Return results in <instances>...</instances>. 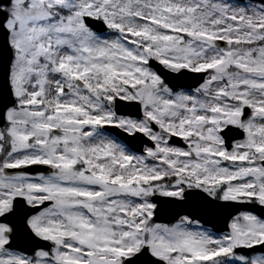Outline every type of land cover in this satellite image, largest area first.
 I'll list each match as a JSON object with an SVG mask.
<instances>
[{
	"label": "snow or ice",
	"instance_id": "snow-or-ice-1",
	"mask_svg": "<svg viewBox=\"0 0 264 264\" xmlns=\"http://www.w3.org/2000/svg\"><path fill=\"white\" fill-rule=\"evenodd\" d=\"M0 264H264V0H0Z\"/></svg>",
	"mask_w": 264,
	"mask_h": 264
},
{
	"label": "water",
	"instance_id": "water-1",
	"mask_svg": "<svg viewBox=\"0 0 264 264\" xmlns=\"http://www.w3.org/2000/svg\"><path fill=\"white\" fill-rule=\"evenodd\" d=\"M209 226H211V225H209Z\"/></svg>",
	"mask_w": 264,
	"mask_h": 264
}]
</instances>
